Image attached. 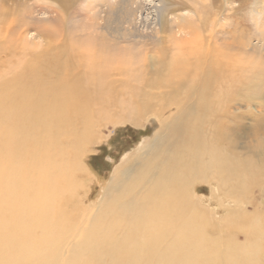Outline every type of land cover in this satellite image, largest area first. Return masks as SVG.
Returning a JSON list of instances; mask_svg holds the SVG:
<instances>
[{
    "label": "bare ground",
    "instance_id": "6f19581e",
    "mask_svg": "<svg viewBox=\"0 0 264 264\" xmlns=\"http://www.w3.org/2000/svg\"><path fill=\"white\" fill-rule=\"evenodd\" d=\"M5 1L14 6L0 5V65L4 56L13 55L0 66V264H262L264 248L256 242L263 218L245 214L246 223L235 226L233 209L229 236L209 235L213 211L203 208L188 188L201 173L210 179L215 175L217 187L234 180L239 167L223 153L212 168L201 165L199 170L194 164L214 155L199 132L211 110L207 103L213 107L233 86L251 93L261 79L250 69L256 61L241 57L236 38L229 41L222 35L223 24L210 18L213 12L205 4L210 0H146L147 6L162 5L156 13L166 8L173 15L168 28L161 24L152 27L155 36L146 35V40L162 42L159 53H146V59L139 47L120 55L114 40L107 50L100 45L36 51L40 44L29 39V27L40 35L38 21H59V9L48 2L38 6L43 1L37 0L17 15L21 1L28 0ZM255 4L254 12L264 0ZM133 24L134 37L142 36ZM14 58L17 69L7 74ZM145 60L146 88L158 90L170 117L162 114L161 105L146 116L156 126L155 134L124 157L98 206L88 212L83 202L91 192V177L82 160L92 149L90 133L117 124L100 120L109 119L115 106L117 110L118 87L129 85L136 65ZM173 90L183 98L174 99ZM259 94L253 98L264 103V91ZM132 98L119 99L124 120L144 114L141 107H128ZM178 101L183 103L170 109L164 105ZM110 212L119 213L109 222ZM148 228L152 230L146 232ZM146 238L158 244L146 245Z\"/></svg>",
    "mask_w": 264,
    "mask_h": 264
},
{
    "label": "rangeland",
    "instance_id": "374dc122",
    "mask_svg": "<svg viewBox=\"0 0 264 264\" xmlns=\"http://www.w3.org/2000/svg\"><path fill=\"white\" fill-rule=\"evenodd\" d=\"M36 1L28 0L27 3L21 1V9L17 11V15L23 8H29L36 4ZM42 1V4L40 1L39 4L37 2V5H46L48 2L49 5L52 4L54 8L59 9L61 15L59 21L55 20L51 23L38 21V26L42 24L40 35L43 37L37 33L39 32L37 28L29 27V39L39 43L40 46L38 48L40 49L36 48V51H42L44 54L52 53L48 47H52L53 53L57 51V47H66L67 52L78 51L89 46L94 48L101 45V48H106V44H111L114 40L116 47L120 50V55L125 51H129L131 47H139L142 51L143 59L144 57L146 59V53L158 54L161 49L158 45L162 43L158 44L156 39L151 37L146 40V35L155 36L151 33V30L155 26L156 28L160 27L161 24L168 28L172 24L171 20L173 18V15H170L169 10L166 8H163L166 11L161 10L156 13L155 10L161 8L162 5L158 6L154 2L155 6L157 5L156 7L147 6L148 2L146 0H68L63 4L60 0ZM257 1L210 0L209 2H212L213 7L212 5L209 6V2L205 3L214 14L210 18H215L220 24H223L221 27L224 29L222 35L227 37L229 41L236 38V41L240 44L239 49L242 51L241 57H245V60L250 61V59H253L256 61L258 66L251 65L250 69L261 79L254 84L255 88L251 87V93L248 92V88L233 86L226 90L225 97L218 101L217 104H214L213 107L207 103L211 110H207V117L203 123L204 130L199 132L204 134V138L211 143V150L214 155L207 158H198L194 164L199 170L201 165H210L212 168L216 165L218 159H221L223 153V156L229 159L233 166L239 167L238 174L234 180H232L231 184L217 187L218 182L215 175L210 179L201 173V178L194 180L188 188L196 196L197 201L203 208H210V211H213L209 216L212 226H209L206 230L209 235L227 236L226 228L231 224L228 215L231 214L233 209H236V214L234 215L236 217L235 226L246 223L243 219L245 214H253L263 218L261 220L263 231L256 242V246L264 248V126L262 124L264 123V103H261L259 99L253 98V95L264 91V20H262L264 19V4L259 7V11L254 12ZM12 4L5 0H0V5H4L7 8L13 7L14 3L12 2ZM166 4L163 6H166ZM205 4L201 3L200 5ZM168 7L170 8V6ZM183 10H180V12ZM260 11H263L262 16ZM140 13L143 15L138 18ZM192 13L194 14L193 11ZM147 14L149 15L148 21L146 20ZM180 14L184 15L183 13ZM186 16L195 15L186 14ZM252 17L256 18V21ZM136 18L137 22L135 21ZM133 22L136 23L137 29L141 30L138 34L142 33V36L134 37L137 32L133 31L135 28ZM102 28L104 30L99 32ZM206 29H204L205 33L208 32ZM109 31H111V35H109ZM99 33H102L103 36H100ZM170 33L171 31L168 34L166 33L167 35L165 36H169ZM254 45L257 47L254 48ZM67 47H73L74 49L69 50ZM20 50L19 52L23 54ZM11 55L9 53L8 56H4L2 64H7L10 58L13 57ZM14 62L15 58L10 66L11 68H7V74H12L17 69V63ZM145 63L146 60L140 65H136L132 75L134 79H129V85L118 87L119 92L117 94L118 97H116V101L118 100L117 110L115 111V106L109 119L100 120L101 123L111 120L117 122V124L109 128L104 127V131L92 128L93 131L90 133L92 149L85 154L82 160L91 177L87 187L88 191L90 187L91 192L89 191L90 195L85 197L86 201L83 202V209L87 208L88 212L98 206L107 182H110L116 167L120 165L124 157L133 151H137L138 147L146 140L151 139L156 132V126L153 122L145 121L146 116L155 112V106L163 105L157 98L158 90L146 88ZM5 66H3L4 71ZM4 71L2 75L5 74ZM244 73L249 75L251 72L249 74L248 72ZM128 75L131 74L128 73ZM129 95H133V98L129 100L130 105L128 107H141L144 114L136 113L130 116L131 118L126 117V120H124L119 115V99L122 96L128 97ZM230 95L233 96L231 99H229ZM172 96L174 99L179 100L183 98L184 94L178 95L177 90H173ZM136 98L139 103L135 100ZM182 101H185V99H182ZM182 101L164 105L170 109L182 104ZM2 104L0 103V106ZM146 104L150 106L146 107ZM1 108L5 109V107ZM113 108L111 107L110 109ZM164 112L165 108L163 106L162 114ZM164 115L170 117L168 112ZM23 123V121L18 122V124ZM15 138L17 139L16 136ZM214 169L218 168L215 166ZM83 188L85 189V186ZM79 191L83 193V189ZM214 212L217 213V216H212ZM118 213H108V216H110L108 221H113ZM226 217L227 219L225 220ZM150 230L152 229L148 228L146 232ZM212 233H218V235ZM148 239L146 238V245L158 244L157 242H147ZM241 240H244V237H241ZM261 259L263 260L262 264H264V252ZM126 263L128 262L122 261V264Z\"/></svg>",
    "mask_w": 264,
    "mask_h": 264
}]
</instances>
